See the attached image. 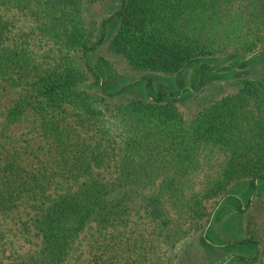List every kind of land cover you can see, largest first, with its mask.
Listing matches in <instances>:
<instances>
[{"label": "trees", "instance_id": "16d2710c", "mask_svg": "<svg viewBox=\"0 0 264 264\" xmlns=\"http://www.w3.org/2000/svg\"><path fill=\"white\" fill-rule=\"evenodd\" d=\"M96 1L0 0V78L20 86L3 110V128L9 129L27 111L38 114L33 132L44 149L16 140L0 155V246L3 220L19 202L28 201L21 226L28 234L26 243L0 264H64L80 233L91 226L97 232L77 264H171L174 243L205 226L207 198L223 195L235 180L248 179L252 190L264 180L263 83L242 78L234 94L216 100L188 121L167 92L103 106L77 86L85 75L62 48L88 51L94 45L84 31L82 10L85 3ZM234 1L119 0L102 21L99 39L106 24L115 21L109 39L114 52L133 67L180 75L211 52L208 37L196 33L201 26L191 17L223 13ZM240 9L264 43V0H244ZM21 15L33 18L35 31L14 40L11 29ZM34 38L49 40L59 50L46 67L33 55ZM100 66L106 63L97 56L88 67L101 91L112 95L104 91ZM199 66L210 69L205 62ZM144 85L151 86L149 77ZM202 143L218 146L225 155L206 177V185L196 190L187 180ZM115 159L118 164L108 173L103 167ZM66 179L70 185L63 184ZM137 213L147 218L144 231L101 236L104 226ZM209 227L205 234L200 232V239L211 245ZM252 242L257 243L236 237L223 244ZM191 257L186 255L182 263Z\"/></svg>", "mask_w": 264, "mask_h": 264}, {"label": "rangeland", "instance_id": "374dc122", "mask_svg": "<svg viewBox=\"0 0 264 264\" xmlns=\"http://www.w3.org/2000/svg\"><path fill=\"white\" fill-rule=\"evenodd\" d=\"M118 3L119 0L85 3L82 10V25L88 35V42L94 45L88 51L62 48V51L66 52L63 54H66L74 67L85 75L77 86L91 93L101 105L113 106L132 96L155 95L157 91H163L172 95L178 110L188 121L216 100L234 94L242 84V78L247 77L264 84L263 38H256L254 26L247 22L241 11L244 0H235L223 13L203 12L191 17L199 27H202L196 33L208 37L211 52L193 61L176 76L175 73L133 67L125 56L114 52L109 45V39L115 31V21L106 24L105 34L99 39L102 21L114 11ZM34 31L33 18L21 15L11 29V35L15 37L12 39H17L16 37L22 33H26V36L33 35ZM31 49L42 67L52 63L59 51L49 40L37 38H34ZM97 56L106 63V67L100 66L98 70L102 75L104 91L112 92V95L101 91L98 80L88 67L94 63ZM242 61L245 63L241 64ZM201 62L208 64L210 69H201L199 66ZM146 77L151 79V86L148 88L144 85ZM19 91L20 86H11L0 78V155L5 149L11 148L16 140L23 144L29 141L33 143L31 146L40 145V149L44 150L43 141L33 132V125L39 119L38 114L27 111L22 119L9 129L3 128V110ZM102 95L106 97L100 99ZM224 155L225 150L218 146L198 144L193 168L187 180L190 186L201 190L206 185V177L214 173ZM43 156L46 157V154ZM117 164L115 159L103 168L112 173ZM160 182L161 178H158L157 188L161 185ZM63 184L70 185V179H66ZM27 203L26 199L19 202L10 217L3 220L1 260H5L13 249H19L26 243L28 234L21 226L22 220L26 217ZM205 203L207 213L202 220L205 226L189 232L174 243L170 249V256L173 257L171 264H264V180L257 182L255 190L251 189L248 179L235 180L228 186L226 193L217 197L210 196ZM210 224L212 229L209 231L208 242L214 246L203 244L200 239V232L205 234ZM146 226L145 215L137 213L116 225L104 226L100 233L103 237L117 232L121 235H135L144 231ZM96 232L94 227H86L79 235L76 249L64 264L79 263L76 260L86 255L85 248L88 249V242ZM236 237L252 238L257 243L235 246L223 244L226 239ZM188 254L192 256L191 259L182 263Z\"/></svg>", "mask_w": 264, "mask_h": 264}]
</instances>
